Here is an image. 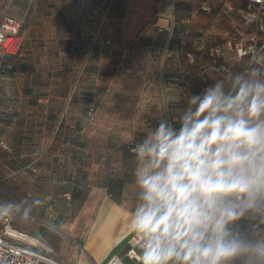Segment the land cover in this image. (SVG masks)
Masks as SVG:
<instances>
[{
	"label": "crops",
	"instance_id": "1",
	"mask_svg": "<svg viewBox=\"0 0 264 264\" xmlns=\"http://www.w3.org/2000/svg\"><path fill=\"white\" fill-rule=\"evenodd\" d=\"M246 7V0H0V21L9 11L23 38L18 55L0 60V141L10 146H0V205L16 211L14 225L60 264H107L112 256L129 264L134 158L124 143L186 107L169 96L200 94L220 75L211 46H222L228 67H245L232 43ZM96 38L109 50L114 43L133 51L141 41L159 90L136 100L163 109H114L107 125H87L88 107L102 99L91 88L101 77Z\"/></svg>",
	"mask_w": 264,
	"mask_h": 264
},
{
	"label": "clouds",
	"instance_id": "2",
	"mask_svg": "<svg viewBox=\"0 0 264 264\" xmlns=\"http://www.w3.org/2000/svg\"><path fill=\"white\" fill-rule=\"evenodd\" d=\"M217 72L202 93L168 97L186 101L172 120L124 143L135 264H264V60Z\"/></svg>",
	"mask_w": 264,
	"mask_h": 264
},
{
	"label": "built area",
	"instance_id": "3",
	"mask_svg": "<svg viewBox=\"0 0 264 264\" xmlns=\"http://www.w3.org/2000/svg\"><path fill=\"white\" fill-rule=\"evenodd\" d=\"M246 1L247 7L242 14L243 26L237 28L232 43L235 62H241L246 58L260 59V54L264 52V0ZM201 11L210 14L212 7L209 4H202ZM21 28L22 22L13 17L9 11H5L0 21V60L20 53L23 46ZM207 56L215 62L213 70L216 73H219L217 69L220 66H227L221 60L224 56L222 46H211ZM188 58L193 63L196 60L192 53H188ZM2 79L0 67V81ZM202 80L207 82V75H203ZM95 114V108L92 107L88 113L91 121L94 120ZM0 146L6 151L10 150V146L5 141H0ZM15 216L14 209L0 205V264H54L51 257L43 251L44 245L39 239L28 235L14 225ZM132 247L133 242L130 236L126 256L130 264H135L128 255ZM107 264L126 263L120 257L112 256Z\"/></svg>",
	"mask_w": 264,
	"mask_h": 264
},
{
	"label": "rangeland",
	"instance_id": "4",
	"mask_svg": "<svg viewBox=\"0 0 264 264\" xmlns=\"http://www.w3.org/2000/svg\"><path fill=\"white\" fill-rule=\"evenodd\" d=\"M170 26L171 23L166 24V28ZM95 42V47H99L101 50V52L98 50V53H95L96 58L98 59L99 57L100 60L101 77L99 86L91 88L95 90L93 93L101 94L102 99L99 103H92L91 106L95 107L97 116L95 114L93 124L90 123L91 119L89 117L87 125H94L96 127L107 125L109 112L114 109H117V111L129 109L133 110L134 113L143 108H148L149 111L163 109V104L160 102H142L136 100L137 97L143 94H157L159 90L157 81L155 82L156 72L150 67V63L154 60H152L150 51L142 48L141 41L139 42L138 40V46H135L136 49L133 51L123 44H117L116 47L112 42L111 50H109L107 40H102L101 38H96ZM114 53H116L115 66L110 62L111 58L113 59ZM91 54L92 50L90 56ZM110 63L111 68L109 69L106 66ZM104 66L105 68H103ZM93 67L96 69V66ZM117 120L119 122L120 119L117 118ZM128 263L130 264V262Z\"/></svg>",
	"mask_w": 264,
	"mask_h": 264
},
{
	"label": "trees",
	"instance_id": "5",
	"mask_svg": "<svg viewBox=\"0 0 264 264\" xmlns=\"http://www.w3.org/2000/svg\"><path fill=\"white\" fill-rule=\"evenodd\" d=\"M212 10H213V8H212ZM92 107H94V106H91V105H90V106L88 107V108H89V109H88V113H89V110H90ZM94 108H95V107H94ZM88 116H89V115H88Z\"/></svg>",
	"mask_w": 264,
	"mask_h": 264
},
{
	"label": "bare ground",
	"instance_id": "6",
	"mask_svg": "<svg viewBox=\"0 0 264 264\" xmlns=\"http://www.w3.org/2000/svg\"><path fill=\"white\" fill-rule=\"evenodd\" d=\"M51 260L54 262V264H60V263L56 262L55 260H53L52 258H51Z\"/></svg>",
	"mask_w": 264,
	"mask_h": 264
}]
</instances>
